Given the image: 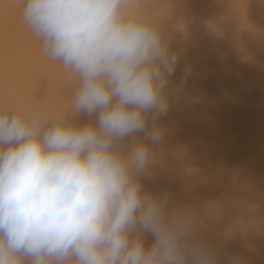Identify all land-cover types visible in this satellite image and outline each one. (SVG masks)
I'll return each mask as SVG.
<instances>
[{
    "label": "clouds",
    "instance_id": "obj_1",
    "mask_svg": "<svg viewBox=\"0 0 264 264\" xmlns=\"http://www.w3.org/2000/svg\"><path fill=\"white\" fill-rule=\"evenodd\" d=\"M11 3L73 92L67 113L0 107V264H217L194 238L195 215L140 181L163 139L176 63L155 19L140 0ZM69 113L95 123L75 126Z\"/></svg>",
    "mask_w": 264,
    "mask_h": 264
},
{
    "label": "rangeland",
    "instance_id": "obj_2",
    "mask_svg": "<svg viewBox=\"0 0 264 264\" xmlns=\"http://www.w3.org/2000/svg\"><path fill=\"white\" fill-rule=\"evenodd\" d=\"M138 7L176 54L170 108L157 122L163 139L151 146L143 190L186 206L197 218L194 238L215 251L217 264L230 256L264 264V0H140ZM209 18L218 22L212 30ZM121 144L127 152L128 139ZM142 238L145 247L153 243Z\"/></svg>",
    "mask_w": 264,
    "mask_h": 264
},
{
    "label": "bare ground",
    "instance_id": "obj_3",
    "mask_svg": "<svg viewBox=\"0 0 264 264\" xmlns=\"http://www.w3.org/2000/svg\"><path fill=\"white\" fill-rule=\"evenodd\" d=\"M21 7L11 0H0V107L35 106L45 114L67 113L72 82L58 62L41 55L39 42L22 23ZM68 119L75 126L95 120L71 113ZM128 142L130 147V139Z\"/></svg>",
    "mask_w": 264,
    "mask_h": 264
}]
</instances>
